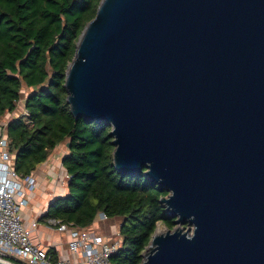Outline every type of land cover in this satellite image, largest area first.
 <instances>
[{
    "label": "water",
    "instance_id": "obj_1",
    "mask_svg": "<svg viewBox=\"0 0 264 264\" xmlns=\"http://www.w3.org/2000/svg\"><path fill=\"white\" fill-rule=\"evenodd\" d=\"M65 86L193 226L156 230L141 264H264V0H101Z\"/></svg>",
    "mask_w": 264,
    "mask_h": 264
},
{
    "label": "trees",
    "instance_id": "obj_2",
    "mask_svg": "<svg viewBox=\"0 0 264 264\" xmlns=\"http://www.w3.org/2000/svg\"><path fill=\"white\" fill-rule=\"evenodd\" d=\"M100 1L0 0V135L8 136L20 176L32 175L65 146L68 191L50 201L39 222L55 218L93 230L101 213L105 220L122 218L121 244L109 264H141L158 223L175 227L176 218L160 202L169 192L144 175L146 168L119 172L112 125L75 117L67 101V68Z\"/></svg>",
    "mask_w": 264,
    "mask_h": 264
},
{
    "label": "built area",
    "instance_id": "obj_3",
    "mask_svg": "<svg viewBox=\"0 0 264 264\" xmlns=\"http://www.w3.org/2000/svg\"><path fill=\"white\" fill-rule=\"evenodd\" d=\"M36 187L32 175L20 176L16 172L8 150V136L0 135V260L8 264H109L119 242H111L91 229L62 224L55 218H49L47 224L58 232L69 233L68 250L74 257L54 261L44 246L33 241L38 222L33 221L28 227L22 210L28 203L26 190ZM100 218L105 220L107 216L101 213Z\"/></svg>",
    "mask_w": 264,
    "mask_h": 264
},
{
    "label": "crops",
    "instance_id": "obj_4",
    "mask_svg": "<svg viewBox=\"0 0 264 264\" xmlns=\"http://www.w3.org/2000/svg\"><path fill=\"white\" fill-rule=\"evenodd\" d=\"M66 152L60 146L47 163L41 164L32 173V176L36 179L37 187L33 191L26 190L25 196L28 197V203L24 208L25 211L23 210L24 222L28 227L31 226L33 221L38 222L37 228L33 230V241L40 243L48 251L52 249V253L57 260L74 257L68 250L69 233L58 232L55 228L49 226L47 222H39L38 219L46 212L53 198L64 195L68 191L67 184L64 183V175L67 172L61 162V158ZM61 167L64 170L62 172H60ZM50 255L52 257L51 253Z\"/></svg>",
    "mask_w": 264,
    "mask_h": 264
},
{
    "label": "rangeland",
    "instance_id": "obj_5",
    "mask_svg": "<svg viewBox=\"0 0 264 264\" xmlns=\"http://www.w3.org/2000/svg\"><path fill=\"white\" fill-rule=\"evenodd\" d=\"M18 110L20 112V110H21L20 105L18 107ZM62 148L65 149V146H62ZM62 171H64V170L61 167L60 172H62ZM67 182H68L67 177H64V183L67 184ZM66 184H64V185H66ZM26 199H28V197ZM24 208H23V210H24ZM121 222H122V218H113V219H108V220H102L100 218V215H99L95 220V223L93 225V230L96 231L97 233L104 235L111 242H119V244H121V237L119 234V228H120ZM192 227H193L192 225L190 226L186 223L185 224L176 223L173 230L177 229V228H182L183 230H187V229L192 230ZM158 228L165 230V231L167 230L166 225L162 222L158 223L156 230H158Z\"/></svg>",
    "mask_w": 264,
    "mask_h": 264
},
{
    "label": "bare ground",
    "instance_id": "obj_6",
    "mask_svg": "<svg viewBox=\"0 0 264 264\" xmlns=\"http://www.w3.org/2000/svg\"><path fill=\"white\" fill-rule=\"evenodd\" d=\"M163 232H165V230L158 228L157 233H163Z\"/></svg>",
    "mask_w": 264,
    "mask_h": 264
}]
</instances>
